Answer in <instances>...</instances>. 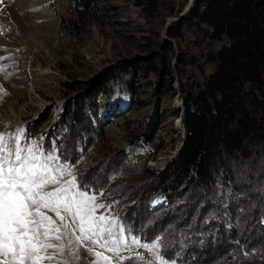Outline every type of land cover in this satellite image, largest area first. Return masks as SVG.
Here are the masks:
<instances>
[{"label":"trees","instance_id":"16d2710c","mask_svg":"<svg viewBox=\"0 0 264 264\" xmlns=\"http://www.w3.org/2000/svg\"><path fill=\"white\" fill-rule=\"evenodd\" d=\"M101 1L70 0L62 26L80 40L110 11ZM134 1L148 22L166 9L177 21L163 38L143 36L135 54L61 83L59 112L30 123L26 137L41 139L46 154L54 149L90 193L105 191L108 210L132 237L155 240L166 261L264 264V0H194L182 16L187 0L177 13L173 0ZM178 93L183 107L171 113L182 116L183 147L150 170L164 147H151L166 121L161 100ZM144 107L152 113L134 135L143 154L107 149L104 127ZM156 198L163 202L152 205Z\"/></svg>","mask_w":264,"mask_h":264},{"label":"rangeland","instance_id":"374dc122","mask_svg":"<svg viewBox=\"0 0 264 264\" xmlns=\"http://www.w3.org/2000/svg\"><path fill=\"white\" fill-rule=\"evenodd\" d=\"M180 1L173 0L176 13ZM189 1L183 5L180 16L192 7L187 9ZM134 3V0H102L98 8L107 6L110 11L103 19L90 20L83 38L77 40L62 26V21L71 15L70 0H0V134H4L10 142H18L22 148L34 146L44 153L41 139H28L26 129L49 110L54 114L59 112L64 102L61 83L71 79L86 80L106 63H114L122 56L135 54L136 43L143 36L158 32V37L163 38L167 25L177 21L164 7L166 10H160L148 22L144 12ZM161 20H164V25H161ZM174 87L177 88V84ZM111 88L117 91L113 85ZM143 90H136L141 98L145 97ZM127 102L125 95V106ZM182 107L180 93L161 100L160 109L164 110L166 121L159 125L151 147L160 143L164 147L146 162L150 170H162L174 159L173 155L183 140L184 129L183 125L180 126V116L175 118L171 112L180 111ZM151 113L152 107L127 109L123 118L113 119L104 127L106 143L103 142V145L107 149L126 151L129 156L143 154L135 146L134 135L137 125ZM44 154L56 156L54 149ZM57 163L60 164L59 161ZM64 166L73 174L69 165ZM101 193L97 195V202L106 207L99 209L98 214L115 220L117 227L114 231L118 232L122 225L119 215L108 210V204L104 203L105 191ZM160 202L163 200L156 198L152 205ZM47 214L55 218L53 213ZM123 228L124 237L130 241L132 236ZM69 239L74 241L75 237H67L64 252L57 253L55 259L45 260L43 264H97L95 252L98 251L109 256L111 264H160L157 259V255L160 256L159 248L150 250L152 245L157 244L155 240L139 239L141 244L149 248L134 245L128 249L122 247L117 255L104 251L98 245L94 247L91 243L84 246L67 244ZM52 251L49 250L50 253ZM99 264L106 262L99 261Z\"/></svg>","mask_w":264,"mask_h":264},{"label":"snow or ice","instance_id":"6c2138e0","mask_svg":"<svg viewBox=\"0 0 264 264\" xmlns=\"http://www.w3.org/2000/svg\"><path fill=\"white\" fill-rule=\"evenodd\" d=\"M58 160L34 146L22 148L0 134V264H43L62 254L66 238L71 236L75 240L69 239L67 244L91 243L117 255L122 247L149 248L137 237L125 238L123 225L114 231L115 220L98 214L106 205L98 203L97 195ZM157 248L158 243L150 250ZM95 256L97 264H111L103 252H95ZM157 259L168 264L162 256Z\"/></svg>","mask_w":264,"mask_h":264},{"label":"water","instance_id":"95a60500","mask_svg":"<svg viewBox=\"0 0 264 264\" xmlns=\"http://www.w3.org/2000/svg\"><path fill=\"white\" fill-rule=\"evenodd\" d=\"M193 1H194V0H190V1H189V4H188L187 9H189V8L191 7ZM181 117H182V116L180 115L179 119H180V122H181V124H182ZM184 139H185V135L183 136V140H182V142H181V144H180V147L178 148L177 153H174V155H173L174 159L179 155V153H180V151H181V149H182V147H183V144H184ZM174 159H173V160H174Z\"/></svg>","mask_w":264,"mask_h":264}]
</instances>
